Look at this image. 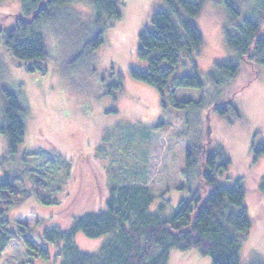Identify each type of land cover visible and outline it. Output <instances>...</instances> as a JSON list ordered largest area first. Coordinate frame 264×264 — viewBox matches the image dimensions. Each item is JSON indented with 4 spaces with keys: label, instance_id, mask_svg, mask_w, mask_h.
<instances>
[{
    "label": "rangeland",
    "instance_id": "rangeland-1",
    "mask_svg": "<svg viewBox=\"0 0 264 264\" xmlns=\"http://www.w3.org/2000/svg\"><path fill=\"white\" fill-rule=\"evenodd\" d=\"M231 1L240 12L236 25L259 15L264 3ZM118 2L120 19L103 30V42L93 51L89 39L99 25L87 0L64 4L83 26L67 22L58 30L46 19L38 22L46 51L41 61L17 63L0 42V125L4 90L16 93L27 112L24 139L14 153L0 134V186L10 185L18 194L0 210L5 233L17 237L0 252V264H60L61 244L41 241V233L66 231L75 218L101 210L112 187H146L154 198L151 211L159 204L173 209L197 185L188 186L182 175L190 143L220 151L228 161L218 182H239L250 222L240 264L263 261L264 200L258 185L264 156L256 157L252 146L264 142V66L240 59L226 45L225 4L206 0L194 20L203 43L169 79L170 84L191 74L195 65L203 88L172 93L167 87L160 94L132 78L130 70L144 66L136 58L138 35L164 9L162 0ZM21 11V0H0L2 30ZM225 64L236 72H221ZM107 238L77 233L73 242L81 252L96 254ZM167 264H210V258L195 249H173Z\"/></svg>",
    "mask_w": 264,
    "mask_h": 264
},
{
    "label": "trees",
    "instance_id": "trees-1",
    "mask_svg": "<svg viewBox=\"0 0 264 264\" xmlns=\"http://www.w3.org/2000/svg\"><path fill=\"white\" fill-rule=\"evenodd\" d=\"M73 1L21 0V13L15 15L13 22L3 30L0 27L1 45L15 62L43 60L46 51L38 22L46 19L58 30L64 23H79L82 18L65 12L64 4ZM87 1L93 10L92 20L99 25L89 39V50L93 51L103 42V30L120 19L121 11L118 0ZM205 1L162 0L164 9L154 12L150 28H144L138 35L136 58L144 66L132 68V78L149 85L160 94L167 87L172 93L177 88H203L195 65L191 74L174 78L170 84L169 79L177 66L190 59L203 43L194 20ZM222 2L228 14L226 45L240 59L245 58L264 66V3L259 15L244 18L236 25L240 12L235 3L231 0ZM79 24L83 26L84 23ZM232 28L236 30L235 33H232ZM219 68L223 70L221 72L230 71V76L237 70L232 64L220 65ZM26 70L34 71V68L27 67ZM116 89L121 90L119 81ZM2 105L0 134L8 149L14 153L24 139L27 112L13 91H3ZM227 107L235 111L231 102L227 103ZM190 144L185 153L182 175L188 186L191 181H196L197 185L186 189V197L173 209L169 204H159L151 211L154 198L146 187H112L101 210L75 218L66 231L55 227L45 230L40 240L48 244H61L60 264H167L173 249H195L200 255L209 257L210 264H240L242 241L250 228L243 203L244 190L238 181L229 186L218 182V176L228 165L220 151H205V145L196 149L194 143ZM252 150L256 157L264 156V142L253 145ZM6 190L8 193L4 192ZM1 192L4 193V205L0 204V210L4 211L12 202L9 196L17 197L18 194L10 185H1ZM258 193L264 200V179L258 185ZM6 222L0 219V252L17 238L10 232L5 233L3 226ZM77 233L89 239L109 238L98 253L87 254L81 252L73 242ZM249 264H264V260H253Z\"/></svg>",
    "mask_w": 264,
    "mask_h": 264
}]
</instances>
